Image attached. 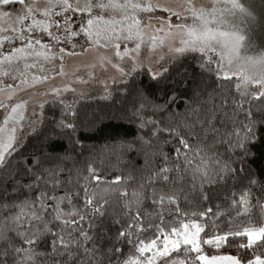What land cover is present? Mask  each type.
Listing matches in <instances>:
<instances>
[{
	"label": "snow or ice",
	"instance_id": "snow-or-ice-1",
	"mask_svg": "<svg viewBox=\"0 0 264 264\" xmlns=\"http://www.w3.org/2000/svg\"><path fill=\"white\" fill-rule=\"evenodd\" d=\"M0 264H264V0H0Z\"/></svg>",
	"mask_w": 264,
	"mask_h": 264
},
{
	"label": "trees",
	"instance_id": "trees-1",
	"mask_svg": "<svg viewBox=\"0 0 264 264\" xmlns=\"http://www.w3.org/2000/svg\"><path fill=\"white\" fill-rule=\"evenodd\" d=\"M81 104L93 110L100 111H111L114 107L112 101L102 100L100 97L81 101ZM115 107H118V105H115ZM133 131L134 127H131L127 121L104 119L103 122L98 124L92 132L82 134V138L84 143L90 146L93 143L103 144L108 137L130 136ZM224 251L228 252V249H225Z\"/></svg>",
	"mask_w": 264,
	"mask_h": 264
},
{
	"label": "rangeland",
	"instance_id": "rangeland-1",
	"mask_svg": "<svg viewBox=\"0 0 264 264\" xmlns=\"http://www.w3.org/2000/svg\"><path fill=\"white\" fill-rule=\"evenodd\" d=\"M92 87H93V89H96V88H100V87H102V86H99V85H93ZM101 94H102V93L99 92V91H94V92H93V95L95 96V98L100 97ZM69 99H71V97H69Z\"/></svg>",
	"mask_w": 264,
	"mask_h": 264
}]
</instances>
